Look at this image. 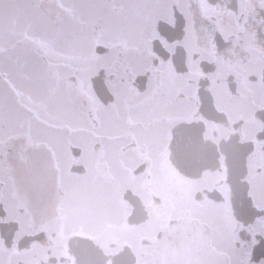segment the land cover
I'll return each instance as SVG.
<instances>
[{
	"label": "snow or ice",
	"instance_id": "snow-or-ice-1",
	"mask_svg": "<svg viewBox=\"0 0 264 264\" xmlns=\"http://www.w3.org/2000/svg\"><path fill=\"white\" fill-rule=\"evenodd\" d=\"M257 244L264 0H0V264Z\"/></svg>",
	"mask_w": 264,
	"mask_h": 264
},
{
	"label": "flooded vegetation",
	"instance_id": "flooded-vegetation-1",
	"mask_svg": "<svg viewBox=\"0 0 264 264\" xmlns=\"http://www.w3.org/2000/svg\"><path fill=\"white\" fill-rule=\"evenodd\" d=\"M253 255L256 260V264L261 259H264V245L257 244L256 247L253 249Z\"/></svg>",
	"mask_w": 264,
	"mask_h": 264
}]
</instances>
